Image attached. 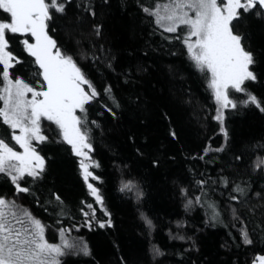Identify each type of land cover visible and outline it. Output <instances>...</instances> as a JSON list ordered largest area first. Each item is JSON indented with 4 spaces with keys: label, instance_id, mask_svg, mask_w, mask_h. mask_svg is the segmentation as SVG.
<instances>
[{
    "label": "trees",
    "instance_id": "1",
    "mask_svg": "<svg viewBox=\"0 0 264 264\" xmlns=\"http://www.w3.org/2000/svg\"><path fill=\"white\" fill-rule=\"evenodd\" d=\"M90 3L95 16L84 11L83 0H71L66 13L55 14L49 26L55 28L50 35L71 51L101 93L87 107L89 121L96 122L89 124L92 157L100 165L90 168L99 177L90 182L99 189L103 206L90 194L79 157L69 145L57 142L53 127L49 140L37 148L46 158L43 177L35 182L25 177L21 186L32 190L17 194L10 179L0 175V195L15 198L48 225L46 235L52 242H60V228H71L69 240L87 243L88 255L68 254L62 264H251L264 253V166L255 167L258 157L264 158V112L255 106L226 110L225 142L214 119L216 104L205 74L194 67L182 40L175 38L182 33L162 32L137 0ZM7 19L0 10V21ZM240 31L257 57V80L247 82V87L264 98V16L245 14ZM20 39L13 37L12 44L25 63L15 72L31 80L36 69ZM108 85L118 108L104 94ZM10 134L0 121V136ZM222 145L223 152L205 155V148ZM221 177L229 179L228 187ZM208 178L216 181L205 186L208 198L222 210L215 221L206 207L186 208L181 193L187 189L190 197L200 194L194 181ZM128 181L136 187L121 191ZM236 183L247 192L239 202L229 199L238 195L231 191ZM53 192L61 197L62 206L53 200ZM88 204L96 210L95 218L83 215L92 211ZM232 207L239 220L233 219ZM101 222L104 228L99 227ZM242 227L248 228L252 244L242 243Z\"/></svg>",
    "mask_w": 264,
    "mask_h": 264
},
{
    "label": "snow or ice",
    "instance_id": "2",
    "mask_svg": "<svg viewBox=\"0 0 264 264\" xmlns=\"http://www.w3.org/2000/svg\"><path fill=\"white\" fill-rule=\"evenodd\" d=\"M70 2L0 0V10L8 14L7 22H0V121L11 130L10 136H0V175L10 179L17 194L32 190L31 186H21V182L25 177L35 182L46 171V158L37 148L49 140L45 127V122H48L58 130L57 142L69 145L73 154L80 158L79 167L90 194L103 206L99 189L89 183V178L99 180L89 169L100 165L90 155L93 136L89 124L96 122L89 121L87 107L101 93L71 51L50 35V31H55V28L50 29V22L55 14H65ZM137 4L162 32L182 33L175 38L182 40L194 67L205 74L216 104L214 119L220 124L225 142L228 139L224 127L226 110L255 106L264 112V98L247 87V82L257 80L254 69L257 57L240 31L245 14L264 16V0H137ZM82 6L85 12L95 16L90 0H83ZM94 28L99 36L100 26ZM16 36L21 37L18 42L22 51L32 58L31 63L35 66L31 80L16 75V67L25 63L13 47L12 39ZM103 91L118 108L120 105L113 95L112 86L108 85ZM107 110L115 116L112 108ZM171 135L175 137L176 134L172 132ZM209 151L223 152L224 146L215 149L209 146L205 148V155ZM262 166L264 158L258 157L255 167L259 169ZM220 179L224 187L229 186L227 177ZM210 182L216 183L211 178L194 181L199 189L198 195L190 197L187 189H181V193L186 197V208L194 204L206 207L209 218L215 221L221 217L222 210L217 201L208 198L205 186ZM135 187L132 181H128L121 191H132ZM231 191L238 194L229 197L233 201L239 202L247 195L239 183L233 184ZM138 194L142 196L143 193ZM52 197L63 205L58 194L53 192ZM86 207L92 211H84L83 215L95 218L96 210L92 205ZM231 213L234 220L240 219L235 207L231 208ZM105 215H109L106 209ZM145 220L152 227L151 220L147 217ZM105 226V223H99V227ZM107 226H111V219ZM48 227L15 198L0 195V264H62L61 258L72 249L89 254L88 245L82 239L69 240L71 228H60V242L55 243L46 237ZM240 236L243 244L253 243L247 227L241 228ZM154 251L163 255L159 249ZM252 264H264V255H257Z\"/></svg>",
    "mask_w": 264,
    "mask_h": 264
},
{
    "label": "rangeland",
    "instance_id": "3",
    "mask_svg": "<svg viewBox=\"0 0 264 264\" xmlns=\"http://www.w3.org/2000/svg\"><path fill=\"white\" fill-rule=\"evenodd\" d=\"M0 22H7V21H0ZM45 127L48 129V131L46 132V134L47 135H49V134H52V127L53 128H55V126L54 125H51L50 123H48V122H45ZM57 137H59L58 136V130H57ZM13 144H14V142H13ZM17 147V150H20V151H22L21 149H19L18 148V146H16ZM90 155H91V157H92V152L90 153ZM80 159V158H79ZM92 159H93V157H92ZM90 170V169H89ZM91 171V170H90ZM89 183H91L90 182V178H89ZM94 185V184H93ZM95 186V185H94ZM96 187V186H95ZM99 194H100V191H99ZM94 197V196H93ZM94 199H95V197H94ZM47 235L49 236V233L47 232ZM46 235V237L50 240V242H52L51 241V238L50 237H48ZM77 239V238H76ZM75 238H72V240H76ZM56 243V242H55ZM74 252H79L77 249H72V250H70L69 251V254H71V253H74Z\"/></svg>",
    "mask_w": 264,
    "mask_h": 264
},
{
    "label": "water",
    "instance_id": "4",
    "mask_svg": "<svg viewBox=\"0 0 264 264\" xmlns=\"http://www.w3.org/2000/svg\"><path fill=\"white\" fill-rule=\"evenodd\" d=\"M257 255H264V253H258ZM257 255H256V256H257ZM256 256H255V257H256ZM251 264H252V263H251Z\"/></svg>",
    "mask_w": 264,
    "mask_h": 264
}]
</instances>
